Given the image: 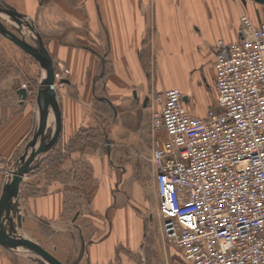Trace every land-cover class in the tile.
I'll return each mask as SVG.
<instances>
[{
	"label": "crops",
	"instance_id": "0c3cea01",
	"mask_svg": "<svg viewBox=\"0 0 264 264\" xmlns=\"http://www.w3.org/2000/svg\"><path fill=\"white\" fill-rule=\"evenodd\" d=\"M0 2L15 12L30 42L35 33L41 38L54 73L68 70L57 99L59 137L19 187L20 232L64 264H190L145 227L136 174L141 173L138 156H150L145 98L176 88L193 116L213 111V46L241 39L243 13L263 22L264 6L253 0ZM19 49L0 40V194L32 137L44 75L39 63ZM22 83L29 91L24 100L18 93ZM93 128L101 131L103 145L92 143ZM82 168L90 173L91 186L77 203L71 180ZM48 169L54 170L51 182L44 178ZM152 183L155 189L154 176ZM153 197L150 204L156 202L159 216L156 190ZM68 200L75 204L67 205ZM12 253L0 246V264H37Z\"/></svg>",
	"mask_w": 264,
	"mask_h": 264
},
{
	"label": "built area",
	"instance_id": "2783aa9c",
	"mask_svg": "<svg viewBox=\"0 0 264 264\" xmlns=\"http://www.w3.org/2000/svg\"><path fill=\"white\" fill-rule=\"evenodd\" d=\"M239 31L213 46V111L193 116L176 88L148 96L161 233L190 264H264V21L243 13Z\"/></svg>",
	"mask_w": 264,
	"mask_h": 264
},
{
	"label": "water",
	"instance_id": "95a60500",
	"mask_svg": "<svg viewBox=\"0 0 264 264\" xmlns=\"http://www.w3.org/2000/svg\"><path fill=\"white\" fill-rule=\"evenodd\" d=\"M253 1L264 6V0ZM2 13L8 15L16 23L17 26H13L14 30L22 32L24 25L16 18V14L11 8L0 5V14ZM29 27L27 25V28ZM0 35L34 58L44 73L36 92L37 112L32 137L15 169L2 186L0 194V246L6 250L23 248L38 256L43 264H64L39 243L25 237L22 233V235L19 234L23 219L19 209L20 184L24 176L37 167L41 156L56 143L61 130V112L54 90L53 61L41 38L36 33L34 44H32L26 40L24 34L17 36L0 22ZM18 93L21 99L27 98L26 89L19 88ZM147 100L148 98H145V101ZM49 111L53 115L52 127L47 124Z\"/></svg>",
	"mask_w": 264,
	"mask_h": 264
},
{
	"label": "rangeland",
	"instance_id": "374dc122",
	"mask_svg": "<svg viewBox=\"0 0 264 264\" xmlns=\"http://www.w3.org/2000/svg\"><path fill=\"white\" fill-rule=\"evenodd\" d=\"M0 22L6 28H8L11 32H13L14 34H16L17 36H22V32L17 31V30H14L13 26L14 25L17 26V25H16V23L14 21L11 20V18L8 15H5L3 13L0 14ZM25 38L26 39H29V40H27L28 42L32 41L26 35H25ZM0 40L5 45L9 46L10 48H13L15 50H18V47H16L8 39L4 38L2 35H0ZM30 43L34 44L33 42H30ZM21 52H23V51H21ZM49 114H50V116H49ZM48 117L50 119H49V121H47V124L49 125V127H52L51 126L53 124V123H51V120H53L52 112L49 111ZM96 131L97 130L95 128H93V130L90 131V133H89V134H91L93 136L92 137V143H94V145H96V144L97 145L98 144L99 145L100 144L103 145V135H102V133H101L100 130H98L97 132ZM138 158H139V163H140L139 170L141 171V173L139 172L140 173V175H139L138 172L136 171V174L140 177L141 183H142V199H141L142 201H141L140 206H141V210L144 211V215L146 217V221H145L146 226L145 227H148V230L147 231L149 232V234L153 235V237L155 238L154 240H161V239L163 240L162 233H161V228H160V226H161L160 218L155 213V209H156V206L155 205H156V202L154 201L155 204L153 202V206H151V204H150L151 200L153 201V198H154L153 196H155V189H154L153 183H152L153 174H152V170H151L152 167H151V163H150V160H149V156L142 154L141 156L139 155ZM8 167L11 170L14 169V165L13 164H11V165L9 164ZM35 169L36 168H34L31 172H33ZM31 172L27 173L26 175L31 174ZM53 172H54L53 169H48V173H47V175L44 176V178L45 177H49L48 179H50V182H51V178H53V174H54ZM73 175H74V177L78 176V179L73 178L71 180L73 183L75 182L74 184H76V185H73L72 184V188H75V190L74 189H73V191L71 190L72 191L71 198L73 200L76 199V202H77L78 201V198H79V195L80 194L82 195V192L84 190L88 191L90 189V186H91V184H90V173L88 172L87 169L84 170L82 168L81 170L80 169H77V170L73 171ZM84 178H85V183H84V180H83ZM21 183L22 184H25V179ZM143 188H144V190H143ZM150 197H152V199H150ZM73 200H68L69 202L67 203V205L73 206V204H75V202ZM149 212H152V214H150V216L149 215L147 216V214ZM145 213H147V214H145ZM19 234H21V232H19ZM49 247H51V246H49ZM10 251L13 252L12 254H14V256H16V257L13 256L15 259L16 258L17 259L21 258V261H22V258H24V259H28V260H31V261H35V262H37V264H43L40 261V259H39L38 256L30 253L29 251H27V250H25L23 248H18L17 250H10Z\"/></svg>",
	"mask_w": 264,
	"mask_h": 264
}]
</instances>
